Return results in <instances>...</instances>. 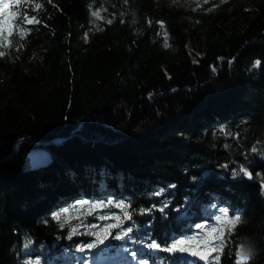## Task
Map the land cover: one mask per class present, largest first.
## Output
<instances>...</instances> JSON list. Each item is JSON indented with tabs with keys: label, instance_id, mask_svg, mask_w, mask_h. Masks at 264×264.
<instances>
[{
	"label": "trees",
	"instance_id": "16d2710c",
	"mask_svg": "<svg viewBox=\"0 0 264 264\" xmlns=\"http://www.w3.org/2000/svg\"><path fill=\"white\" fill-rule=\"evenodd\" d=\"M27 4L0 47V264H206L162 249L221 209L219 264L249 241L264 264V0ZM25 139L64 142L34 170Z\"/></svg>",
	"mask_w": 264,
	"mask_h": 264
},
{
	"label": "snow or ice",
	"instance_id": "6c2138e0",
	"mask_svg": "<svg viewBox=\"0 0 264 264\" xmlns=\"http://www.w3.org/2000/svg\"><path fill=\"white\" fill-rule=\"evenodd\" d=\"M22 6L23 13H21ZM30 7L31 6L27 4V0H0V47L7 48L10 45V37L14 34V32L18 33L21 38H23L26 32L31 31V29L27 27L28 25L39 23L34 16L28 15ZM40 7L41 5L35 4V7L32 8V10L35 11ZM92 15L94 17H99V12H93ZM107 22L111 23L110 20ZM5 54L6 53L4 51H0V57H3ZM259 64V61L255 62V66H258ZM252 151H256V149L253 148ZM241 171L244 172L245 175L251 177V174L245 169L241 168ZM81 207H83V205H81ZM90 207L100 208L104 207V205L93 204ZM117 207L126 208L127 206L117 205ZM160 211H164V209L161 208ZM220 212V215H216L214 217L216 222L215 225L207 226L206 233L203 232L206 226L198 225L197 227L202 230L203 234L183 239H176L162 250L171 253H188L193 257H198L200 260L205 261L206 264H219V255H213V253L222 252L225 231L227 230L228 233L231 234V232L234 231L235 226L241 221V217L239 215L229 216L228 212L224 209H221ZM125 215L128 216V213L125 212ZM128 218L131 219L130 216H128ZM56 219L60 220V217L57 216ZM116 227H119V225L117 224ZM73 231H75V229H73ZM131 231V228L127 229L124 235L126 236ZM107 234L108 229H104L103 233L98 235L96 243L89 244L87 247H96L97 243L103 242ZM115 238L122 239L123 237L118 235ZM147 247L160 249L161 245L153 240L147 245ZM83 250L84 249H81V251ZM236 257V264H247L250 256L247 253L244 242L240 244L236 252Z\"/></svg>",
	"mask_w": 264,
	"mask_h": 264
},
{
	"label": "water",
	"instance_id": "95a60500",
	"mask_svg": "<svg viewBox=\"0 0 264 264\" xmlns=\"http://www.w3.org/2000/svg\"><path fill=\"white\" fill-rule=\"evenodd\" d=\"M90 121V120H87ZM63 140L59 141H53L49 143H40V142H34L32 140L25 139L23 141L17 142L14 146V155L18 152L19 146L22 143L28 144L30 147H32V150L29 151L28 156L30 160V164L32 166V169L38 170L40 168L47 167L52 162V157L49 152L45 150L46 147L51 146L52 144H61L63 143ZM13 155V156H14ZM110 239L107 238L105 241H103L100 244V247L98 248L99 251L107 250L111 247ZM184 258L190 259V260H196V261H202L198 257H193L190 254H184Z\"/></svg>",
	"mask_w": 264,
	"mask_h": 264
},
{
	"label": "rangeland",
	"instance_id": "374dc122",
	"mask_svg": "<svg viewBox=\"0 0 264 264\" xmlns=\"http://www.w3.org/2000/svg\"><path fill=\"white\" fill-rule=\"evenodd\" d=\"M83 263L82 264H95V261H98L99 263L98 264H108V263H111L112 264L116 263L118 260H123V259H127L128 256H124V255H121L120 257H117V259L115 258H101L100 256L99 257H96L95 260H94V257H90L88 256V254H86L84 257H83ZM109 260L108 262H106V260Z\"/></svg>",
	"mask_w": 264,
	"mask_h": 264
},
{
	"label": "clouds",
	"instance_id": "9594fccd",
	"mask_svg": "<svg viewBox=\"0 0 264 264\" xmlns=\"http://www.w3.org/2000/svg\"><path fill=\"white\" fill-rule=\"evenodd\" d=\"M245 248H246L247 253L250 257H252L256 254L255 246L250 241L245 243Z\"/></svg>",
	"mask_w": 264,
	"mask_h": 264
},
{
	"label": "bare ground",
	"instance_id": "6f19581e",
	"mask_svg": "<svg viewBox=\"0 0 264 264\" xmlns=\"http://www.w3.org/2000/svg\"><path fill=\"white\" fill-rule=\"evenodd\" d=\"M102 251H106V250H102ZM106 260V262H108L109 260H107V259H105ZM117 262H121V261H117ZM115 263V264H119V263ZM99 262L98 261H95V264H98ZM108 264H112V262L111 263H108ZM114 264V263H113ZM132 264H137V261H134ZM141 264V263H140Z\"/></svg>",
	"mask_w": 264,
	"mask_h": 264
}]
</instances>
